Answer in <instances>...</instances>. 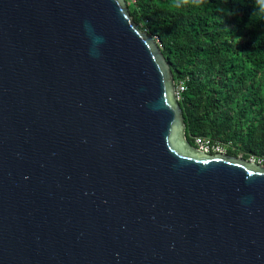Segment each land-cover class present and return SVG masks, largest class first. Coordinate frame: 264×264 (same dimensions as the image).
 Instances as JSON below:
<instances>
[{"label": "water", "instance_id": "obj_1", "mask_svg": "<svg viewBox=\"0 0 264 264\" xmlns=\"http://www.w3.org/2000/svg\"><path fill=\"white\" fill-rule=\"evenodd\" d=\"M0 264H264V167L187 142L125 0H0Z\"/></svg>", "mask_w": 264, "mask_h": 264}, {"label": "trees", "instance_id": "obj_2", "mask_svg": "<svg viewBox=\"0 0 264 264\" xmlns=\"http://www.w3.org/2000/svg\"><path fill=\"white\" fill-rule=\"evenodd\" d=\"M159 45L174 81L185 138L229 141L227 155L264 156V5L259 0H125Z\"/></svg>", "mask_w": 264, "mask_h": 264}, {"label": "built area", "instance_id": "obj_3", "mask_svg": "<svg viewBox=\"0 0 264 264\" xmlns=\"http://www.w3.org/2000/svg\"><path fill=\"white\" fill-rule=\"evenodd\" d=\"M155 41L157 40L155 39ZM184 90L185 84L182 79L174 81V97L177 101L181 99ZM194 144L198 151L206 154H226L228 149L232 148V144L229 141L224 142L210 137L201 136H196L194 138ZM244 159L264 167V156L250 154Z\"/></svg>", "mask_w": 264, "mask_h": 264}, {"label": "clouds", "instance_id": "obj_4", "mask_svg": "<svg viewBox=\"0 0 264 264\" xmlns=\"http://www.w3.org/2000/svg\"><path fill=\"white\" fill-rule=\"evenodd\" d=\"M177 6H184L185 4L191 3L192 5H195L198 3V0H176ZM259 3L261 5H264V0H259ZM84 28L85 31L89 34L91 38L92 46L89 49V55L93 57L99 56V45L104 43V38L102 36H99L95 34L94 30L91 27V24L89 21H84Z\"/></svg>", "mask_w": 264, "mask_h": 264}]
</instances>
